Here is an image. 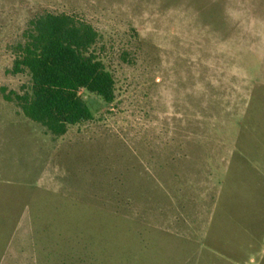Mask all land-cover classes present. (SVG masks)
<instances>
[{
    "label": "rangeland",
    "instance_id": "374dc122",
    "mask_svg": "<svg viewBox=\"0 0 264 264\" xmlns=\"http://www.w3.org/2000/svg\"><path fill=\"white\" fill-rule=\"evenodd\" d=\"M46 12L90 24L115 81L111 104L81 90L93 118L59 137L3 98L29 84L14 47ZM221 217L263 221L222 242ZM263 250L264 0H0V264H259Z\"/></svg>",
    "mask_w": 264,
    "mask_h": 264
},
{
    "label": "trees",
    "instance_id": "16d2710c",
    "mask_svg": "<svg viewBox=\"0 0 264 264\" xmlns=\"http://www.w3.org/2000/svg\"><path fill=\"white\" fill-rule=\"evenodd\" d=\"M96 30L65 13H42L28 22L14 47L12 72L26 74L29 84L19 94H3L24 117L51 135L90 121L92 112L80 96L86 91L111 104L115 98L113 75L99 59Z\"/></svg>",
    "mask_w": 264,
    "mask_h": 264
},
{
    "label": "crops",
    "instance_id": "0c3cea01",
    "mask_svg": "<svg viewBox=\"0 0 264 264\" xmlns=\"http://www.w3.org/2000/svg\"><path fill=\"white\" fill-rule=\"evenodd\" d=\"M227 221H228V223H227ZM262 221L263 220H261V218L260 219H257V220L256 219H253V218L252 219H250V218H246V219H244V218H239V219L236 218V221L235 222L234 221H230L229 222V220H224V218L221 217L219 220H217V222H215L216 223L215 226L218 225L220 227V233L218 234L219 236L218 235L217 236L219 237L220 241L224 242V241H226V239H225V237H226L225 236L226 235L225 232L227 230L226 229V226L227 227L229 226V228L230 227L232 228V227H235V224H236V225H243L244 227H245V225H248V226H251V228H252L253 226H261L262 225ZM236 228H237V226H236ZM236 228H234V230ZM255 233H256V231H255ZM256 235H257V233H256ZM262 254H263L262 255L263 256V259H262V256H261L260 257V260H259V264H264V250H263V253Z\"/></svg>",
    "mask_w": 264,
    "mask_h": 264
}]
</instances>
